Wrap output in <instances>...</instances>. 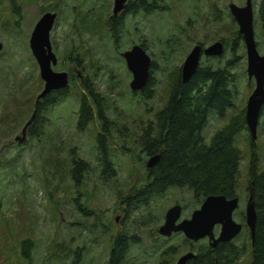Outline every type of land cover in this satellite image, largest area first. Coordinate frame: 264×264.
Returning <instances> with one entry per match:
<instances>
[{"label":"rangeland","instance_id":"1","mask_svg":"<svg viewBox=\"0 0 264 264\" xmlns=\"http://www.w3.org/2000/svg\"><path fill=\"white\" fill-rule=\"evenodd\" d=\"M14 1L19 7V17L11 13L7 0H0V264H106L110 243L117 233L128 239L121 264H161L163 256L165 262L173 264L187 250L188 242L181 233L163 238L156 229L173 203L181 207L179 218L188 217L198 207L191 192L172 188L146 207L127 206L119 200L118 193L124 195L128 188L144 180L148 157L141 153L136 138L163 105L169 70L180 65L194 43L205 46L217 39L224 41L223 53L216 58L201 55L199 65L222 67L224 60L230 58L231 31L236 30L226 4L243 5L244 0H198L200 9L196 10L194 22L189 21L194 0H161L158 10L142 17L137 13L134 19L125 20L116 42L110 38L105 24L112 0ZM259 4L260 0H251L254 40L261 54L264 26L258 19ZM213 6L218 9L219 19L212 16ZM262 7L264 14V4ZM45 9L56 12L49 31L51 50L56 57L52 69H75L66 96L42 115L46 122L40 135L26 136L17 142L13 137L29 117L34 95L42 87L27 38ZM165 39L170 50L164 48ZM140 41L153 62L151 96L146 99L129 89L130 73L120 56L131 44ZM236 46L229 70L237 79L235 104L241 108L253 81L246 79L241 40ZM75 70L88 78L100 94L106 119L111 123L106 149L115 169L112 177L100 175L96 160L94 135L100 131V121L93 118L83 129L75 126L78 99L82 93L86 94ZM235 109L226 110L222 116L211 114L202 129L203 139L222 126ZM247 137L246 129L236 137L241 158L236 188L238 203L232 217L237 222L247 195ZM254 144L259 169L264 172V112L258 116ZM72 152L88 165L80 186H75L69 175ZM21 239L31 241L28 261L18 256L17 243ZM233 241L243 245L236 264H245L250 248L246 231ZM205 243L202 239L193 246L198 248ZM168 247H173L176 253L168 251L163 255V249Z\"/></svg>","mask_w":264,"mask_h":264},{"label":"trees","instance_id":"2","mask_svg":"<svg viewBox=\"0 0 264 264\" xmlns=\"http://www.w3.org/2000/svg\"><path fill=\"white\" fill-rule=\"evenodd\" d=\"M11 13L19 17V7L14 0H7ZM264 0H260L258 15L264 26ZM212 16L219 19L218 9L212 7ZM149 6L148 11L154 10ZM229 15V12H227ZM230 17V15H229ZM230 22L233 20L230 17ZM17 25V21L14 22ZM122 24L118 22L108 28L111 38H115ZM232 40L229 44L230 58L224 60L222 67L212 64L198 65L190 78L182 83L179 70L172 67L166 76V95L163 105L146 122L145 129L137 135L136 144L143 156L159 154L156 163L145 168V177L138 186L132 185L124 195L118 193L119 200L127 206L146 207L148 203L172 188L188 189L196 203L211 194H220L226 198L237 197L238 167L241 158L236 146V137L245 130L244 107L235 104L237 79L230 72L237 41L241 38L236 30L231 31ZM223 53V52H222ZM151 71L145 86L138 91L142 99L151 96ZM82 86L86 94H81L76 108L75 126L83 129L88 122L96 118L100 121V131L94 135L96 160L102 177H112L115 169L109 160L106 149V137L109 125L102 107V97L95 92L88 79ZM246 81V87H249ZM67 88L50 92L47 98L35 105V114L30 124V136L40 135L44 124L42 115L46 107L53 105L66 96ZM88 95V97H87ZM236 108L229 114L225 123L216 129L207 139H203L202 129L211 114L222 116L226 110ZM264 112V103L260 113ZM259 113V114H260ZM247 179L252 182L251 192L255 211L252 242L249 244V258L245 264H264V172L259 169V159L254 142L247 137ZM69 175L75 186H80L83 174L88 165L75 154L70 153ZM124 193V192H123ZM79 203H75L77 208ZM81 209L82 214H86ZM128 239L120 233L113 236L111 250L108 252L106 264H121L127 249ZM219 245V246H218ZM212 250L207 246L198 247V253L190 264H236L243 250L235 244H218ZM18 256L28 261L30 258L31 241L21 239L17 243Z\"/></svg>","mask_w":264,"mask_h":264},{"label":"water","instance_id":"3","mask_svg":"<svg viewBox=\"0 0 264 264\" xmlns=\"http://www.w3.org/2000/svg\"><path fill=\"white\" fill-rule=\"evenodd\" d=\"M124 0H113L112 12L115 13L122 7ZM228 12L236 24V31L241 38L245 56L246 79L253 81V87L247 95L244 103V122L251 142L255 141L256 126L261 105L264 103V51L259 54L254 40L251 0H244L243 5L233 2L227 3ZM55 19V12L45 11L35 21L27 38V45L38 70V76L43 81L42 89L36 96V100L55 89L67 86L68 78L65 71H55L51 68L56 62V57L51 50L49 31ZM2 44L0 43V50ZM222 43L215 40L200 50L198 44L191 47L180 64L179 78L186 82L198 67L200 52L206 56H219L222 54ZM120 56L124 60L126 69L130 73L128 87L132 92L140 91L148 80L150 58L142 47L133 44L129 49L123 50ZM34 118V109L21 127V135L13 140L21 141L24 130ZM158 160V154L148 157L145 162L147 168L152 167ZM251 188V187H250ZM248 190V197L244 206V225L253 236L255 211L252 201V192ZM238 198H226L220 194L205 196L197 208L193 209L189 216L179 219L180 206L172 204L164 214L162 223L156 232L161 236H169L171 233L181 232L189 240L206 238L208 245L213 246L217 241H226L237 234L241 224L234 221L232 212L237 207ZM117 217H114L116 220ZM219 226L217 236L213 234V227ZM192 257L190 252L180 256L175 264H185V260Z\"/></svg>","mask_w":264,"mask_h":264},{"label":"flooded vegetation","instance_id":"4","mask_svg":"<svg viewBox=\"0 0 264 264\" xmlns=\"http://www.w3.org/2000/svg\"><path fill=\"white\" fill-rule=\"evenodd\" d=\"M161 0H124V2L122 3V7L118 10V11H116L115 13H113L112 12V2H113V0L111 1V8H110V13L108 14V16H107V18H106V23L105 24H107V29L108 28H110L111 27V25H113L114 23H116V22H118V24H122L121 25V29H120V31L119 32H117L118 34L116 35V37L115 38H111L112 39V41L113 42H116V41H118V38H119V33L122 31V27L124 26V21L125 20H131V17H133V19L136 17V14L137 13H140V16L142 17V14L143 15H146L149 11H148V8H149V6H152L153 8H155L154 9V11L155 10H158L160 7H159V5H158V2H160ZM165 6H162L161 8H164ZM226 7H227V4H226ZM198 9H200V7H199V3H198V0H194V2L190 5V16H189V18H191L192 17V19H189V21L190 22H194V20L196 19L195 18V14H196V10H198ZM45 11H51V12H54V11H52V10H48V9H45L44 10V12ZM152 11V10H151ZM227 11H228V9H227ZM43 13V12H42ZM41 13V14H42ZM40 14V15H41ZM55 17H56V12H55ZM199 19H201V17H198ZM55 20V19H54ZM105 22V21H104ZM189 23V22H188ZM53 25V24H52ZM183 29L181 28L180 29V31H182ZM110 35V34H109ZM218 41H220L221 43H222V47L224 46V41L222 40V39H217ZM50 41V40H49ZM215 41V40H214ZM142 41H140L139 43H133V44H137V45H139L140 47H142L143 49H144V51L146 52V49H145V47H144V45H143V43H141ZM213 42V41H212ZM133 44H131L130 46H129V48L133 45ZM196 44H198L199 46H200V50H202L205 46H207V45H202V43H194L192 46H194V45H196ZM210 44V43H209ZM163 45H164V48H168V45H169V43H168V39H165L164 40V42H163ZM191 46V47H192ZM191 47H190V49H191ZM128 48V49H129ZM169 49V48H168ZM189 49V50H190ZM126 50V49H125ZM170 50V49H169ZM188 50V51H189ZM188 51H187V53H188ZM223 51V50H222ZM186 53V54H187ZM146 54H147V52H146ZM186 54L184 55V57L186 56ZM148 55V54H147ZM201 55H203V56H205V57H208V58H216V57H218V56H206V55H204L203 53H201L200 52V55H199V59H200V57H201ZM149 56V55H148ZM220 56V55H219ZM183 57V58H184ZM149 58H150V56H149ZM123 59V58H122ZM183 60V59H182ZM124 61V60H123ZM182 62V61H181ZM150 63L152 64L153 62H152V60H151V58H150ZM181 64V63H180ZM125 65V64H124ZM198 65H199V60H198ZM53 67V65L51 66V68ZM153 67V66H152ZM177 68H178V72H179V74H180V65H178L177 66ZM73 69H75L74 67L72 68V69H70V70H67V71H65L66 73H67V78H68V82H69V79H70V76H71V73H72V71H74ZM197 69V68H196ZM62 71V70H61ZM151 71V69H150V66H149V69H148V72H150ZM196 71V70H195ZM75 73H76V75H77V77H79L81 80H80V82H81V85H82V82L84 81V79L86 78H84L83 76V74L80 72V71H78V70H75ZM37 74H38V70H37ZM39 77V76H38ZM86 79H88V78H86ZM42 81V80H41ZM42 85H43V81H42ZM67 86H68V83H67ZM67 86L66 87H64V88H67ZM83 87V86H82ZM41 89H42V87H41ZM40 89V90H41ZM63 89V88H62ZM40 90L38 91V93L40 92ZM50 92H58V89H55V90H51V91H49V92H47L46 94H44L43 96H41L40 98H38L37 100H36V96L38 95V93H36L35 95H34V98H33V102H32V109H31V111L34 109V114H35V105H36V103L37 102H42V100H44V99H46L47 98V94L48 93H50ZM138 92V91H137ZM82 94H84V93H82ZM52 107V105H49V106H47L46 107V110H45V112L44 113H46L47 111H48V109L49 108H51ZM31 111H30V113H31ZM75 115H76V112H75ZM44 119H43V121H44V124H45V122H46V117L45 116H42ZM33 121V120H32ZM32 121L30 122V124L32 123ZM75 121H76V117H75ZM24 124V123H23ZM23 124H22V126H23ZM30 124H28L27 126H26V128H25V130H24V137H23V139L21 140V141H23L24 139H25V137L26 136H30V134H29V130H30ZM43 124V125H44ZM21 126V127H22ZM146 127V126H145ZM143 131V130H142ZM141 131V132H142ZM21 133V128H20V130H19V134L18 135H14V137H16V138H18V136L19 135H21L20 134ZM14 137H13V139H14ZM15 141H17V142H21V141H18V140H15ZM158 154V153H157ZM147 157H149V156H147ZM158 158H159V154H158ZM147 168V167H146ZM251 185H252V182L251 181H248V186L246 187L247 188V195H246V199H247V197H248V190H250L251 191ZM249 191V192H250ZM238 198V197H237ZM245 202H246V200H245ZM173 204H178V203H173ZM179 205V204H178ZM180 206V205H179ZM244 206H245V203H244ZM181 208V207H180ZM236 209V208H235ZM234 211V210H233ZM190 214V213H189ZM232 216H233V212H232ZM239 216H240V218H239V221L237 222V221H235V222H237V223H240L241 224V228H240V230H239V232L237 233V234H235L232 238H230L229 240H226V241H217L213 246H209L208 245V242H207V239L206 238H201V239H197V240H195V241H193V240H189V239H186V238H184L188 243H187V245H188V248H187V250L185 251V252H183V253H181V254H179L176 258H175V260H174V262H173V264H175L176 263V261H177V259L180 257V256H182L183 254H185V253H187V252H190L191 254H192V257H189V258H187L186 260H185V264H190L191 263V261L192 260H194L195 259V257L196 256H202L203 255V253H198V248H196V247H194L193 246V244L195 243V242H197L198 240H202V239H205L206 240V245L205 246H207V248H209V249H213V248H215L216 247V245H218V244H222V243H226V244H234L235 242L233 241L234 239H236L237 238V236L241 233V232H244V230L246 231V234H247V236H248V239H249V244L251 243V235H250V233H249V230H248V228L244 225V208H243V211L241 212V215L239 214ZM185 218V217H184ZM233 218V217H232ZM181 219V218H180ZM159 226V225H158ZM253 229H254V226H253ZM157 230V229H156ZM218 230H219V226L218 225H215L214 227H213V234H214V236H217V233H218ZM175 233H181V232H175ZM175 233H171L169 236H161V235H159V236H161V237H163V238H168V237H170L172 234H175ZM252 238H253V236H252ZM235 245H237V247L239 248V249H242L243 250V245H242V242H240V243H238V242H236L235 243ZM219 246V245H218ZM110 250H111V248H109ZM168 251H171L170 253H172L173 255H174V253H176V251H175V249L173 248V247H168V248H166V249H163V251H162V254L163 255H166V254H168ZM108 252H109V250H108ZM107 259H108V253H107V258H106V261H107ZM165 256H163L162 257V259H161V264H170L169 262H165Z\"/></svg>","mask_w":264,"mask_h":264},{"label":"bare ground","instance_id":"5","mask_svg":"<svg viewBox=\"0 0 264 264\" xmlns=\"http://www.w3.org/2000/svg\"><path fill=\"white\" fill-rule=\"evenodd\" d=\"M50 33V32H49ZM27 129V128H26Z\"/></svg>","mask_w":264,"mask_h":264}]
</instances>
